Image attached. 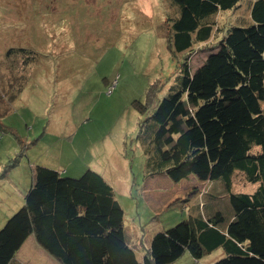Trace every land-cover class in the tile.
Listing matches in <instances>:
<instances>
[{"label": "trees", "instance_id": "trees-1", "mask_svg": "<svg viewBox=\"0 0 264 264\" xmlns=\"http://www.w3.org/2000/svg\"><path fill=\"white\" fill-rule=\"evenodd\" d=\"M238 1L170 0L175 12L165 20L166 42L183 57L180 74L156 103L155 85L145 104L133 102L151 120L146 174L210 183L201 196L211 195L212 209L201 201L186 219L156 228L138 244L100 173L86 169L71 177L37 165L21 207L0 228V264H23L16 253L30 235L59 264H172L186 249L198 259L219 248L222 256L209 264H264V0H251L250 24L228 25L198 67L191 71L187 63L194 44L214 37L210 18ZM34 53L15 45L5 56L16 54L28 68ZM27 68L13 76L22 79ZM10 87L0 95V116L19 90ZM236 173L247 189L233 183ZM219 184L223 194L216 193ZM223 199L228 203L221 206Z\"/></svg>", "mask_w": 264, "mask_h": 264}, {"label": "rangeland", "instance_id": "rangeland-1", "mask_svg": "<svg viewBox=\"0 0 264 264\" xmlns=\"http://www.w3.org/2000/svg\"><path fill=\"white\" fill-rule=\"evenodd\" d=\"M250 2L239 0L236 8L210 18L214 37L189 50L191 71L228 25L250 24ZM174 12L170 0H0V95L9 83L19 88L0 116V228L21 207L37 165L71 177L86 169L100 173L138 244L157 227L186 219L201 201L205 211L212 209L211 195L201 196L210 183L194 175L173 182L162 173L146 174L144 142L151 137V120L133 102L145 104L155 85L156 103L180 74L183 57L174 56L166 42L165 20ZM15 45L36 52L28 68L16 54L11 60L5 56ZM17 67L27 68L22 79L13 76ZM242 178L236 173L233 183L244 188ZM217 187L223 194L221 184ZM31 247L28 243L24 252L35 253L31 264L42 262ZM221 256L219 248L195 259L186 249L172 264H209Z\"/></svg>", "mask_w": 264, "mask_h": 264}, {"label": "crops", "instance_id": "crops-1", "mask_svg": "<svg viewBox=\"0 0 264 264\" xmlns=\"http://www.w3.org/2000/svg\"><path fill=\"white\" fill-rule=\"evenodd\" d=\"M157 228H159V227H157ZM160 228H162V227H160ZM29 237H31V235L28 236V238L25 240V242L23 243L21 248L16 253V256H17L18 260H20V262H22L23 264H31L32 259L35 258V253H31L30 251L28 253H24L25 247H27V244L30 243L32 246L31 248H33L35 250V252L40 253V254H38L39 257L42 256L43 261L38 262V264H59L55 259H53V258L49 259L47 254L43 250H41L40 248H37L34 244H32V241L29 240L30 239ZM46 259L48 260V262L45 261Z\"/></svg>", "mask_w": 264, "mask_h": 264}]
</instances>
